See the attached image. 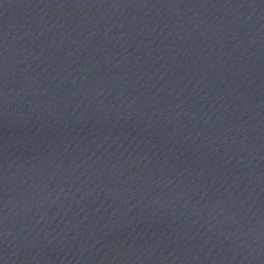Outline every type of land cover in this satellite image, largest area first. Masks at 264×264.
Here are the masks:
<instances>
[{"label":"water","instance_id":"95a60500","mask_svg":"<svg viewBox=\"0 0 264 264\" xmlns=\"http://www.w3.org/2000/svg\"><path fill=\"white\" fill-rule=\"evenodd\" d=\"M264 189V0H0V264H135Z\"/></svg>","mask_w":264,"mask_h":264}]
</instances>
